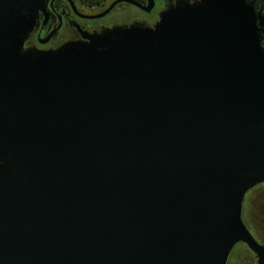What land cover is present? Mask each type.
<instances>
[{"label":"water","instance_id":"95a60500","mask_svg":"<svg viewBox=\"0 0 264 264\" xmlns=\"http://www.w3.org/2000/svg\"><path fill=\"white\" fill-rule=\"evenodd\" d=\"M48 0H0V264H227L264 246V46L248 0L54 51L25 42Z\"/></svg>","mask_w":264,"mask_h":264},{"label":"flooded vegetation","instance_id":"af4514ba","mask_svg":"<svg viewBox=\"0 0 264 264\" xmlns=\"http://www.w3.org/2000/svg\"><path fill=\"white\" fill-rule=\"evenodd\" d=\"M202 1L48 0L44 9L38 12L36 25L25 42V49L36 52L54 51L70 42H88L89 37L101 35L116 28L154 29L166 12L175 10L181 5H198ZM248 1L255 6L260 16L259 23L264 46V0ZM262 193L264 194V183L257 185L246 194L242 218L245 225L251 226L258 235V239L255 238V240L264 246V195ZM240 244L249 251L247 256L242 255V257L245 256L242 260H248L249 264H260L258 255L247 245Z\"/></svg>","mask_w":264,"mask_h":264},{"label":"rangeland","instance_id":"374dc122","mask_svg":"<svg viewBox=\"0 0 264 264\" xmlns=\"http://www.w3.org/2000/svg\"><path fill=\"white\" fill-rule=\"evenodd\" d=\"M262 195H264V194L262 193ZM247 226L249 227L248 229H249L250 233L253 235V237L258 239V235L254 232L253 228L251 226H249L248 224H247ZM248 253H249V251L247 250V248H245L241 244L237 245L235 247V249L233 250L230 258H229L228 264H249L248 260H242L245 257V256L242 257V255L246 254V256H247Z\"/></svg>","mask_w":264,"mask_h":264}]
</instances>
